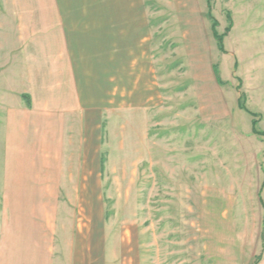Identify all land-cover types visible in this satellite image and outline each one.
<instances>
[{"label": "rangeland", "instance_id": "374dc122", "mask_svg": "<svg viewBox=\"0 0 264 264\" xmlns=\"http://www.w3.org/2000/svg\"><path fill=\"white\" fill-rule=\"evenodd\" d=\"M205 1L198 53L174 24L185 0H142L159 68L146 64L143 112L106 115L103 201L60 202V259L76 239L73 257L89 264H264V136L251 132L255 119L264 133V0H209L222 53ZM0 30L12 34L11 22ZM257 225L258 239L237 234Z\"/></svg>", "mask_w": 264, "mask_h": 264}, {"label": "crops", "instance_id": "0c3cea01", "mask_svg": "<svg viewBox=\"0 0 264 264\" xmlns=\"http://www.w3.org/2000/svg\"><path fill=\"white\" fill-rule=\"evenodd\" d=\"M202 1L185 0L174 21L198 53ZM23 4L22 14L21 0H0V27L11 22L13 29L0 30V264H89L73 257L76 239L66 263L60 259V202L105 198L100 184L112 155L100 146L103 123L114 108L143 112L145 67L159 68L160 35L150 32L142 0ZM259 231L237 234L258 239Z\"/></svg>", "mask_w": 264, "mask_h": 264}, {"label": "trees", "instance_id": "16d2710c", "mask_svg": "<svg viewBox=\"0 0 264 264\" xmlns=\"http://www.w3.org/2000/svg\"><path fill=\"white\" fill-rule=\"evenodd\" d=\"M206 1H207V18L211 22V27H210L211 34H212L213 39L216 42V46H217L218 50L222 53V52H224V48H223V37H225V36L224 35H218V33L216 31L217 21H216V19H214L213 15H212V8H211V5H210V1L209 0H206ZM228 19H230L229 18V15H228ZM231 28H232V24H229V26L226 28V32H225L226 35L231 30ZM234 66H236V63L234 64ZM213 71H214V74H215V77H216L217 82L219 84H221V81L219 80V77L217 76V69H216V67H213ZM24 98L28 102V97H24ZM238 104H239V101H238ZM28 105H29V102H28ZM248 114L250 116H252V117L255 116L254 113L252 114V113L248 112ZM257 124H258V121H256L255 119H253L251 121V132H252V134H254L256 136H264V133L263 132H260L257 129ZM263 234H264V231L261 232V238L262 239H263ZM256 258L259 261L261 259V254L260 255H257Z\"/></svg>", "mask_w": 264, "mask_h": 264}]
</instances>
